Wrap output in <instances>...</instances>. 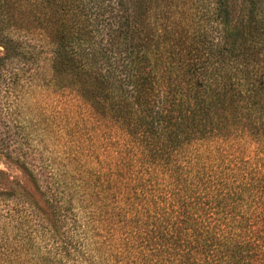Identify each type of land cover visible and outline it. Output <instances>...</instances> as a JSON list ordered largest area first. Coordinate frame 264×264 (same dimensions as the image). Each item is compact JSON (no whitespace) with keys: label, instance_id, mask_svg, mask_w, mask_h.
Instances as JSON below:
<instances>
[{"label":"trees","instance_id":"16d2710c","mask_svg":"<svg viewBox=\"0 0 264 264\" xmlns=\"http://www.w3.org/2000/svg\"><path fill=\"white\" fill-rule=\"evenodd\" d=\"M197 13L0 0V42L41 43L62 109L44 188L21 166L41 204L0 214V264H264V0Z\"/></svg>","mask_w":264,"mask_h":264},{"label":"rangeland","instance_id":"374dc122","mask_svg":"<svg viewBox=\"0 0 264 264\" xmlns=\"http://www.w3.org/2000/svg\"><path fill=\"white\" fill-rule=\"evenodd\" d=\"M194 1L200 17L211 0ZM14 19L18 21L15 11ZM17 24L19 28L24 22L19 20ZM8 32L13 39L0 42V56L4 57L0 66V214L10 206L22 205L23 195L41 204L21 166L36 174L38 184L44 188L41 171L49 170L47 166L57 156V127L62 111L41 43L35 38L27 39L21 30ZM62 113L66 116L67 112Z\"/></svg>","mask_w":264,"mask_h":264}]
</instances>
